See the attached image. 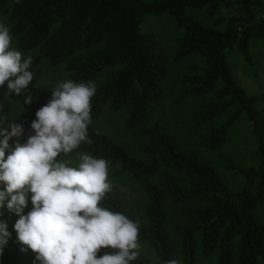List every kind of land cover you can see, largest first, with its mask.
I'll use <instances>...</instances> for the list:
<instances>
[{"label": "trees", "instance_id": "trees-1", "mask_svg": "<svg viewBox=\"0 0 264 264\" xmlns=\"http://www.w3.org/2000/svg\"><path fill=\"white\" fill-rule=\"evenodd\" d=\"M150 15L168 16L182 32L171 58L155 35L142 32ZM1 18L14 48L33 61L28 90L15 96L0 88L7 130L8 123L21 124L19 113L32 122L51 98L56 87L45 83L44 66L65 68L77 83L100 82L91 101L90 143L74 152L106 159L116 177L129 176L144 194L140 217L113 187L102 202L139 222L138 241L148 252L134 264H264V107L256 108L264 93L250 95L228 64L233 51L251 63L252 44L264 39V0H0ZM188 59L195 62L172 82L171 65ZM106 109L124 115L134 149L92 124ZM243 115L252 123L258 165L244 169L220 156L244 178L233 192L200 149L221 151ZM16 219L0 208V221L12 225L0 264H39L31 250L21 251Z\"/></svg>", "mask_w": 264, "mask_h": 264}, {"label": "clouds", "instance_id": "clouds-1", "mask_svg": "<svg viewBox=\"0 0 264 264\" xmlns=\"http://www.w3.org/2000/svg\"><path fill=\"white\" fill-rule=\"evenodd\" d=\"M32 63L31 56L12 47L10 27L0 21V88L23 94L33 81ZM96 90L91 81L59 82L36 111L32 134L13 146L9 142L24 128L8 123L9 131L0 116V208L18 217L16 240L39 264H134L140 255L139 222L102 204L112 191L109 162L89 153H78L76 161L63 159L90 143ZM24 103L32 105L33 97ZM10 238L7 223L0 221V254Z\"/></svg>", "mask_w": 264, "mask_h": 264}, {"label": "rangeland", "instance_id": "rangeland-1", "mask_svg": "<svg viewBox=\"0 0 264 264\" xmlns=\"http://www.w3.org/2000/svg\"><path fill=\"white\" fill-rule=\"evenodd\" d=\"M196 17L206 25H211V21L205 18L200 13H196ZM0 21H4L3 18ZM143 34L155 35L159 45L163 48L168 58L176 50V42L181 37L182 32L176 27V23L168 16H148L142 26ZM12 47H15V41L12 39ZM251 63L248 64L244 58L236 51L228 53V64L234 73L235 79L240 86H242L250 95H259L264 93V39L254 42L250 48ZM192 59H188L179 65L172 66V82L184 71L188 70V64L193 63ZM64 80H71L70 76L65 71V68H52L44 66V81L52 86ZM100 82L95 83L96 87ZM264 107L263 103H258L256 108L258 110ZM230 113V112H229ZM18 118L24 128V133L21 136L20 143H24L27 137L32 134L30 130L31 121L19 113ZM226 116L223 117V119ZM124 115L121 113H113L106 109L103 116L92 124L100 131L110 135L116 142L123 144L131 149H134V144L131 139V134L125 127ZM222 119L219 121L220 124ZM183 128L187 127L186 122L182 123ZM193 140L201 146V142L197 137H192ZM201 154L212 165H214L220 172L226 186L233 192L241 190L244 186V178L227 169L220 156H227L232 158L238 165L244 169L254 168L258 165V160L255 156L257 151V142L252 135V123L249 122L246 115H243L235 125L234 129L229 135V140L226 146L218 153H211L204 148L200 149ZM77 153L69 154L65 159L76 161ZM109 180L112 187L115 188L124 199L128 209L136 216L141 215L143 205L145 203V196L141 192L138 184L129 176L116 177L111 170H109ZM30 205V203H29ZM12 217H16L12 214ZM8 231L12 235V225H8ZM11 239V238H10ZM8 241V244L10 242ZM7 244V245H8ZM6 245V246H7ZM141 246V245H140ZM140 252H148L143 246L140 247ZM201 264H214V261L203 262Z\"/></svg>", "mask_w": 264, "mask_h": 264}]
</instances>
